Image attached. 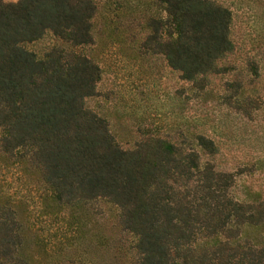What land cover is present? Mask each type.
Wrapping results in <instances>:
<instances>
[{
  "label": "trees",
  "instance_id": "trees-1",
  "mask_svg": "<svg viewBox=\"0 0 264 264\" xmlns=\"http://www.w3.org/2000/svg\"><path fill=\"white\" fill-rule=\"evenodd\" d=\"M156 1L166 17L149 18L141 44L156 39L184 79L217 70L232 9ZM96 11L94 0H0V264H264V236L250 234L264 205L227 191L232 172L159 136L123 148L85 105L101 69L73 47L94 42ZM47 32L70 48H26Z\"/></svg>",
  "mask_w": 264,
  "mask_h": 264
},
{
  "label": "rangeland",
  "instance_id": "rangeland-1",
  "mask_svg": "<svg viewBox=\"0 0 264 264\" xmlns=\"http://www.w3.org/2000/svg\"><path fill=\"white\" fill-rule=\"evenodd\" d=\"M94 1V42L73 48L100 66L85 105L105 118L119 146L132 148L152 136L169 139L198 152L201 165L232 172L227 191L233 197L264 205V0H220L232 9L233 47L217 70L195 79L169 66L156 39L141 44L154 32L149 18L166 17L162 4ZM169 37L167 26L161 28L158 38ZM25 46L37 56L53 46L70 48L50 32ZM199 133L213 141V150L198 145ZM250 234L264 236V220Z\"/></svg>",
  "mask_w": 264,
  "mask_h": 264
}]
</instances>
